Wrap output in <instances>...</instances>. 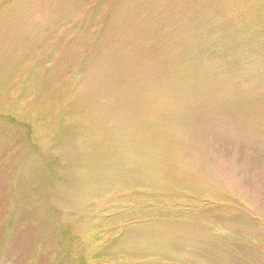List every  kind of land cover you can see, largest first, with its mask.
<instances>
[{
    "label": "rangeland",
    "instance_id": "obj_1",
    "mask_svg": "<svg viewBox=\"0 0 264 264\" xmlns=\"http://www.w3.org/2000/svg\"><path fill=\"white\" fill-rule=\"evenodd\" d=\"M242 16L264 33V0H0V264H264V91L216 72ZM186 63L213 93L166 107Z\"/></svg>",
    "mask_w": 264,
    "mask_h": 264
},
{
    "label": "trees",
    "instance_id": "obj_2",
    "mask_svg": "<svg viewBox=\"0 0 264 264\" xmlns=\"http://www.w3.org/2000/svg\"><path fill=\"white\" fill-rule=\"evenodd\" d=\"M228 12H232V10L229 9ZM242 17L243 19L241 21L236 20L235 17L229 20V23L233 27L237 26L238 30H235L236 33L234 35L231 34L228 40H226L228 44L231 43L233 45L234 49L233 48L231 49L235 53L232 56L231 55H226V56H229V59L232 58V62H236V63L232 67H228L224 65L223 68H221L220 70H216V72H220V74H223V76H226V75L229 76L230 73H233L234 77L237 76V78L239 76H246V75L256 76L258 78L257 81L259 82V83H255L256 90L259 91V89L261 88L264 91V64L261 63V62H264V33L260 32L261 30L255 31L257 30V28H255L254 32L253 31L249 32L245 26H244L245 29H242V27L239 25V23L241 24L242 21H243V24H245L248 27L251 22H254L256 26H258L257 24L261 22L257 19V17L255 18L249 17L247 20L246 18H244V16ZM260 26L262 29V23L260 24ZM239 28L241 29L239 30ZM251 32H253V34L249 35V33ZM235 35H238V38ZM250 42H252V47L249 46ZM151 51H152L151 49H148V52H144V53L151 54ZM198 52L200 53L202 51H198ZM205 52H207L208 57L210 58H218L221 56H225V54L227 53L222 50H209ZM168 54L169 52H167V56ZM197 57H200V55L196 54L195 52H188L184 55L183 60L190 61L188 59H193ZM153 58L154 57L152 56L149 59H153ZM163 58H166L165 53L163 55ZM243 60L251 61V63H247V64H244L243 62L238 63L239 61H243ZM141 67H145V65H140V68ZM119 69H120V65L113 66L110 68L108 72L110 75H114L119 71ZM166 71H167V74L164 72V78H166L167 81L164 84H162V80H163L162 73L156 72L153 74V77L158 78V84L160 85L159 95H161L168 87H171L173 83L177 85V89L175 90V93L169 96L170 99L167 101L166 107L175 109L174 108V104H175L176 109H180L181 111H190V109L197 108L195 107V104L199 100H207L206 91H209V92L212 91L213 93V90L211 89V86L213 85V83L207 81V77L205 74L207 73L208 69H206L205 66H202V65L191 66V64L188 65V63H186V66L172 65L168 68V70L166 69ZM148 75L149 74H147L146 76ZM212 76L215 77V73ZM184 78H185V82H184ZM250 83L251 82H248L247 79L246 81H239V79H237V80H234L233 83H231V85L234 86L236 90L234 88L233 89L238 93L236 97L237 100L239 101L244 100V97L242 96V94H240L242 91H243L242 93H246L244 94L245 101L248 100V98L254 97L248 93V90L250 88L249 86ZM184 84L185 86H182ZM165 85H167V88L164 90L163 88ZM179 91L183 92L184 95L179 94L178 93ZM225 97L226 96L224 95L221 98L225 99ZM230 97H231V100L235 99L232 95ZM262 100L264 101V97H257V100H256V103H260V105L257 104L258 106H255V108L257 109L260 108V111H264V106L261 103ZM245 101H242V102H244V104H247ZM207 103L210 104L209 101H207ZM228 103L230 104L231 102L227 101L225 105H227ZM198 104L200 106H203L201 103H198ZM213 104H217V101H213Z\"/></svg>",
    "mask_w": 264,
    "mask_h": 264
}]
</instances>
